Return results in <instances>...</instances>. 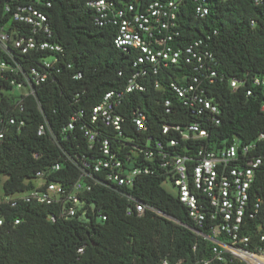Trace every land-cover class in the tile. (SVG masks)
Listing matches in <instances>:
<instances>
[{
	"label": "trees",
	"instance_id": "16d2710c",
	"mask_svg": "<svg viewBox=\"0 0 264 264\" xmlns=\"http://www.w3.org/2000/svg\"><path fill=\"white\" fill-rule=\"evenodd\" d=\"M94 1L0 0V34L31 36L32 28L14 21L13 16L18 9L32 8L46 17L50 40L63 47L61 54L31 51L22 55L15 51L13 59L0 49V63L11 68L19 64L28 76L31 68L47 74L44 82L34 85V94L28 90V95L19 94L11 85L14 80L27 87L20 71L0 74L3 197L30 190L38 172L55 165L60 169L51 172L47 181L71 190L81 178V168L94 173L93 166L110 155L127 169L148 168L153 174L142 175L130 189L93 186L82 196L86 205L73 219L61 218L57 206L0 203V264H192L210 258L211 243L190 230L195 226L188 209L162 187L166 171L159 167L156 143H163L171 154H188L235 141L249 144L264 134V85L254 84L257 78L264 81V2L206 0L208 14L203 19L195 14L193 0L184 2L174 43L182 49L201 42V48L213 54L216 61L211 66L218 77L210 82L202 77L203 70L196 71V65L184 61L177 67L161 65L156 74L149 66H135L138 51L116 48L117 19L111 13L100 25L98 13L88 6ZM109 1L120 8L131 3L142 9L154 0ZM52 58L57 62L48 69L43 62ZM144 71L145 76H138L137 81L145 91L126 93L133 76ZM184 75L189 82L201 79L199 88L220 109L219 124L208 111L185 106L171 92L170 83ZM232 78L244 83L237 91L228 82ZM111 92L121 95L115 109L123 119L120 130L107 127L101 118L93 120V108ZM167 100L171 101L170 112L164 105ZM135 112L144 116L145 131L135 126ZM72 118L75 121L71 122ZM194 123L208 131L207 139L185 143L176 131L163 134L164 126L185 128ZM41 126L46 130L43 135H39ZM87 132L96 135L94 142L89 141ZM172 139L179 145L169 148ZM104 141H109L110 155L104 153ZM135 148L154 152V159L134 154ZM258 154L264 157V139L258 143ZM98 175L103 178L105 173ZM129 196L158 213L147 210L142 216L136 212L129 215L133 206ZM201 231L207 233V228Z\"/></svg>",
	"mask_w": 264,
	"mask_h": 264
},
{
	"label": "built area",
	"instance_id": "2783aa9c",
	"mask_svg": "<svg viewBox=\"0 0 264 264\" xmlns=\"http://www.w3.org/2000/svg\"><path fill=\"white\" fill-rule=\"evenodd\" d=\"M187 0H154L137 9L134 4L124 3L123 7H116L109 0H97L90 2L88 6L99 15V24L108 18L109 14L115 15L119 32L114 40L116 48L121 50L135 49L139 56L135 66H149L157 73L159 66H178L181 61L186 64L196 65L195 70H203L202 77L210 80L217 78L218 74L211 65H215L216 58L211 52L201 48V42H195L185 48H178L174 38L179 36L180 9ZM206 0H193L194 11L197 17L203 19L208 14ZM226 1V0H222ZM256 5H261L264 0H253ZM47 6H50L48 3ZM14 21L28 25L32 28L29 37H12L6 32L0 34V49L11 59L15 51L26 55L31 51H43L53 54H61L63 47L50 40L52 33L44 15L32 8L18 9ZM57 62L56 58L44 60L43 65L51 68ZM8 70L21 72L25 83L11 81L16 92L28 95V90L34 94V85H39L47 78L46 72L31 68L30 74L24 73L19 64L11 68L6 62L0 63V74ZM146 71L133 76L126 88V93L145 91V86L137 81V77H144ZM81 75H78L80 77ZM201 79L193 78L188 81L184 75L180 79L171 82L169 87L177 99L187 107H199L200 111H208L213 117V122L219 124L217 116L220 109L205 95L204 89L199 88ZM233 91L243 86V81L237 79L228 80ZM264 85V81L258 78L255 85ZM159 88V85H156ZM24 92V93H23ZM252 92L248 91L247 96ZM121 95L108 93L103 101L93 108L94 117L101 118L107 127L120 130L123 119L115 113L120 106ZM167 112H170L171 101L165 102ZM264 112V106L262 107ZM133 119L139 131L146 130V120L142 114L134 113ZM75 118L71 119V122ZM68 129H72L69 124ZM180 133L182 142H195L208 138V131L199 123L191 124L185 128L180 126H164L163 134L169 131ZM45 127L41 126L39 135L45 133ZM90 142H94L96 135L87 132ZM264 139V134L249 144L242 145L235 141L222 148L205 149L201 147L197 151L191 150L188 154H171L165 149L163 143L157 142L156 149L160 159L159 167L166 171V180L176 190L175 197L182 203L189 213V217L195 228L190 230L202 240L211 243V257L198 260L192 264H219L226 262H241L243 264H264V157L258 154V143ZM179 145V141L170 140L168 147ZM109 141L103 142L106 155L109 153ZM134 154H143L146 159H154V152L150 150L136 149ZM59 165L50 170L38 172L34 187L22 193L0 198V203L24 201L43 205L57 206L60 217L73 219L78 212L85 207L82 199L85 193L92 191L93 186L101 185L112 190L116 188L130 189L136 180L142 175L153 174V171L141 167L125 168L122 161L115 156H109L108 160H99L93 171L88 172L81 168V178L67 190L61 184L48 182L47 176L51 172L58 171ZM104 172L101 178L98 173ZM98 175V176H96ZM37 181L40 184H37ZM133 205L128 209V214L136 212L142 216L147 210L158 213L152 207L136 201L132 196L128 197ZM86 211L83 212V215ZM52 220L55 219L52 217ZM2 221L0 220V224ZM18 224V221H17ZM207 228V233L201 230ZM196 248V247H195ZM194 248V250H195ZM162 264H171L164 261ZM174 264H183L179 261Z\"/></svg>",
	"mask_w": 264,
	"mask_h": 264
},
{
	"label": "rangeland",
	"instance_id": "374dc122",
	"mask_svg": "<svg viewBox=\"0 0 264 264\" xmlns=\"http://www.w3.org/2000/svg\"><path fill=\"white\" fill-rule=\"evenodd\" d=\"M23 93H24V92H23ZM37 184H40V182L37 181ZM162 187H163V189H164L166 192H168V193H170L171 195L175 196V194H176V190L172 187V185H171L169 182H164V183H162ZM2 197H3L2 187L0 186V198H2Z\"/></svg>",
	"mask_w": 264,
	"mask_h": 264
}]
</instances>
